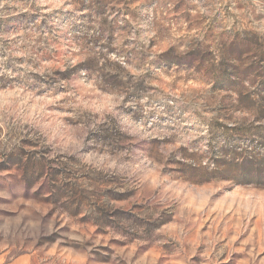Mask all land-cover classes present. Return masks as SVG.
Returning <instances> with one entry per match:
<instances>
[{
	"label": "rangeland",
	"instance_id": "1",
	"mask_svg": "<svg viewBox=\"0 0 264 264\" xmlns=\"http://www.w3.org/2000/svg\"><path fill=\"white\" fill-rule=\"evenodd\" d=\"M0 264H264V0H0Z\"/></svg>",
	"mask_w": 264,
	"mask_h": 264
}]
</instances>
